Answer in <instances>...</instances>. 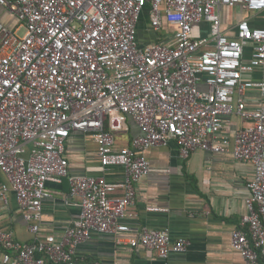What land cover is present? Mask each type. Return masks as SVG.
<instances>
[{"label": "built area", "instance_id": "1", "mask_svg": "<svg viewBox=\"0 0 264 264\" xmlns=\"http://www.w3.org/2000/svg\"><path fill=\"white\" fill-rule=\"evenodd\" d=\"M24 33L0 21V169L28 222L33 239L16 242L0 228L3 264H103L78 260L77 245L93 231L154 250L161 258L187 250L189 240L168 229L125 236L135 184L150 172L145 150L172 140L186 157L197 149L233 153L254 166L247 213L231 244L245 264H264V81L245 74L264 66V26L238 22L223 30L221 8L264 13V0H0ZM150 11L155 31L176 27L171 43L142 45L139 23ZM207 22L209 33L194 26ZM247 49L250 58L245 59ZM204 85L202 87L201 85ZM257 88L262 104L249 108ZM248 125L233 138L225 119ZM132 119L141 130L130 147L117 149L115 134ZM73 131L90 134L101 167L122 166V183L102 175H70L66 143ZM68 178L81 199L80 216L61 237L40 235L50 181ZM119 188L123 194H116ZM157 209V208H155Z\"/></svg>", "mask_w": 264, "mask_h": 264}, {"label": "crops", "instance_id": "2", "mask_svg": "<svg viewBox=\"0 0 264 264\" xmlns=\"http://www.w3.org/2000/svg\"><path fill=\"white\" fill-rule=\"evenodd\" d=\"M223 30L235 34L238 22L249 20L253 26H264V13L250 12L240 7L221 8ZM0 21L8 28L24 33V26L12 12L0 5ZM209 24L205 22V27ZM196 36H204L206 32ZM139 40L142 45L153 42L171 43L176 39V27L163 23L155 31L150 25V11L146 7L139 23ZM250 58L247 49L245 59ZM253 80L264 81V66L245 74ZM204 87V85H201ZM249 108L262 104L257 88L246 93ZM248 125L239 115L227 116L222 134L233 136ZM141 130L132 120L128 129L115 134L117 149L130 147ZM150 161V172L135 184L136 197L127 217L130 226L125 236H139L145 229H168L172 238H187L185 252L171 253L161 258L156 251L117 241L112 233L93 231L76 248L78 260H99L103 264H245L243 257L231 244L233 230L241 228L242 217L247 213L246 200L250 195L249 183L255 176L254 166L236 159L232 152H214L197 149L184 157L176 141L167 146L145 150ZM66 156L70 175H102L116 183L125 179V168H102L98 145L83 131H73L66 143ZM8 180L0 169V193ZM47 188L51 197L44 201L40 235L61 237L80 216L81 199L70 193L68 178L50 181ZM116 194H123L119 188ZM157 208V209H155ZM0 228L11 232L16 242L28 243L34 235L12 190L0 195ZM4 248L0 245V264ZM264 262V260H263Z\"/></svg>", "mask_w": 264, "mask_h": 264}, {"label": "rangeland", "instance_id": "3", "mask_svg": "<svg viewBox=\"0 0 264 264\" xmlns=\"http://www.w3.org/2000/svg\"><path fill=\"white\" fill-rule=\"evenodd\" d=\"M204 27H205V23L204 22L203 23H200L199 25H195L194 26V33L195 34L201 33V30H200V28H201L202 30H204V32H206L205 35H207L209 33L208 25L206 26L205 29H204Z\"/></svg>", "mask_w": 264, "mask_h": 264}]
</instances>
